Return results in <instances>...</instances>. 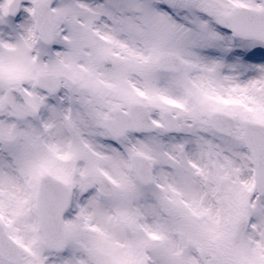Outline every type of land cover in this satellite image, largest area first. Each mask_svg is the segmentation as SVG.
Returning a JSON list of instances; mask_svg holds the SVG:
<instances>
[{
	"label": "snow or ice",
	"instance_id": "obj_1",
	"mask_svg": "<svg viewBox=\"0 0 264 264\" xmlns=\"http://www.w3.org/2000/svg\"><path fill=\"white\" fill-rule=\"evenodd\" d=\"M0 264H264V0H0Z\"/></svg>",
	"mask_w": 264,
	"mask_h": 264
}]
</instances>
